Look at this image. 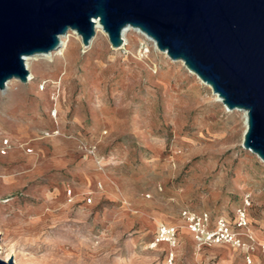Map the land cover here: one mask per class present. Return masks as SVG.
Instances as JSON below:
<instances>
[{
    "label": "rangeland",
    "instance_id": "rangeland-1",
    "mask_svg": "<svg viewBox=\"0 0 264 264\" xmlns=\"http://www.w3.org/2000/svg\"><path fill=\"white\" fill-rule=\"evenodd\" d=\"M70 38L0 91V247L17 264H264V163L179 62L131 31ZM144 50V51H143ZM29 74V73H28ZM243 247L199 246L181 212ZM239 211L246 225L238 227ZM174 228L172 240L161 228ZM1 257V256H0Z\"/></svg>",
    "mask_w": 264,
    "mask_h": 264
},
{
    "label": "water",
    "instance_id": "water-1",
    "mask_svg": "<svg viewBox=\"0 0 264 264\" xmlns=\"http://www.w3.org/2000/svg\"><path fill=\"white\" fill-rule=\"evenodd\" d=\"M94 21L111 49L125 28L138 30L227 110L244 112L242 147L264 162V0H0V91L25 83L23 57L54 51L68 31L87 47Z\"/></svg>",
    "mask_w": 264,
    "mask_h": 264
},
{
    "label": "built area",
    "instance_id": "built-area-1",
    "mask_svg": "<svg viewBox=\"0 0 264 264\" xmlns=\"http://www.w3.org/2000/svg\"><path fill=\"white\" fill-rule=\"evenodd\" d=\"M143 37L144 45H141V48L146 49L145 53H148V43L151 41L142 33H136ZM152 44V43H151ZM143 50V51H144ZM181 217L185 223V226L188 232L193 237L194 241L199 246H214V245H226L232 244L235 247H243L244 243L242 239L231 231L228 223L225 219L219 218L215 221L214 227L211 226V220L207 213H193L187 210L181 212ZM246 225L245 214L242 211H239L237 226L244 227ZM161 234L167 238V241L173 239L175 234L174 228H161ZM261 250L264 253V245H261Z\"/></svg>",
    "mask_w": 264,
    "mask_h": 264
},
{
    "label": "bare ground",
    "instance_id": "bare-ground-1",
    "mask_svg": "<svg viewBox=\"0 0 264 264\" xmlns=\"http://www.w3.org/2000/svg\"><path fill=\"white\" fill-rule=\"evenodd\" d=\"M131 31H133V32H135V33H139V34H141L138 30H134V29L129 28V27L125 28V29L122 31V33H121L122 46H121L120 48H118L117 50H120V49H122V48L125 46V42H126L125 38H126L127 34H128L129 32H131ZM97 35H101V36L105 37L106 34L104 33V31H103L102 26L100 25V23H99L98 21H94V36H93V37L90 39V41L88 42V46H87V47H83V49H84V48H85V49L88 48V47L92 44L93 40L95 39V37H96ZM70 38H73L75 41H77V42H79V43L81 42V38H80V36H77V33H76V32H74V31H68L65 35H61V36L58 37V47H57V49H55L54 51L49 52V53H47V54H40V55H33V56H30V57H23L22 62H23V64H24V67H25L26 71L29 73L28 76H27V79H26L27 83L33 79V77H32V73L30 72V67L33 66L34 63H36V62H38V61H40V60H46L47 62H50V59H51L52 55H53V54H56L58 50H60V49H61L62 47H64V46H66V44L69 42L68 40H69ZM149 40H150V39H149ZM150 41H151V43H152V45H153V48H154L157 52H159L160 54L166 56L165 53H162V52H160V51L157 50L156 45H155V43H154L152 40H150ZM166 57H167V56H166ZM170 61H171V60H170ZM172 62H179V63L185 68L183 62H181V61H172ZM185 69H186V68H185ZM186 71H187L190 75L194 76V77L199 81L200 84H202L203 86L207 87V88L211 91V94L213 93L212 90H211V88H210L208 85L204 84L202 81H200V79H198V77H197L195 74L191 73V72L188 71L187 69H186ZM11 81H14V80H11ZM11 81H8V82L5 84V87H4V89H3L2 91L7 90V86H8L9 83H11ZM215 102L220 103V104L224 107L222 101L217 97V95L215 96ZM225 109H226V108H225ZM226 111L230 112V111L227 110V109H226ZM235 111H238V110H235ZM239 112H241V113L243 114V117H244V126H245V129H246V118H245V113L242 112V111H239ZM244 132H245V131H244ZM243 134H244V133H243ZM246 151L252 153V152L249 151V150H246ZM252 154H253V153H252ZM256 157H257V156H256ZM257 158H258V157H257ZM258 160H259L260 162L264 163V162L261 161L259 158H258ZM2 251H3V250H2V248L0 247V256H1L0 259H1V260H3L4 262H8L9 258H10V260H12L10 254H6V255L2 256V253H3ZM14 264H17V263L14 262Z\"/></svg>",
    "mask_w": 264,
    "mask_h": 264
}]
</instances>
